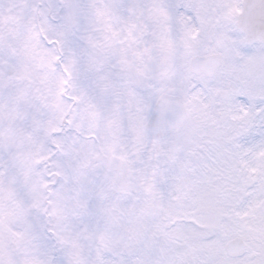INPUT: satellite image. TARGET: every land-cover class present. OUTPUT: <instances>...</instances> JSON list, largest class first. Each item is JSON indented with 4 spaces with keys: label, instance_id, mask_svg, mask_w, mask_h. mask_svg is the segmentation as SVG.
<instances>
[{
    "label": "snow or ice",
    "instance_id": "obj_1",
    "mask_svg": "<svg viewBox=\"0 0 264 264\" xmlns=\"http://www.w3.org/2000/svg\"><path fill=\"white\" fill-rule=\"evenodd\" d=\"M0 264H264V0H0Z\"/></svg>",
    "mask_w": 264,
    "mask_h": 264
}]
</instances>
